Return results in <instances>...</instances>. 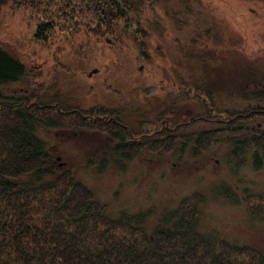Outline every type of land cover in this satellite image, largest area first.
Instances as JSON below:
<instances>
[{
  "label": "trees",
  "instance_id": "trees-1",
  "mask_svg": "<svg viewBox=\"0 0 264 264\" xmlns=\"http://www.w3.org/2000/svg\"><path fill=\"white\" fill-rule=\"evenodd\" d=\"M158 1L0 0V11L11 5L37 12L41 22L34 36L46 41L59 21L73 24L76 31L84 25L96 36L113 33L121 20L125 31L132 30L131 14L142 12L147 2L155 5ZM209 27L202 39L221 44L223 28L217 27L216 21ZM134 32L139 37L147 35L140 27ZM178 43L184 52L177 60L180 68L194 69L190 61L196 62L195 74L185 77L173 72L193 111L187 112L184 121L159 117L153 129L131 128L121 122L120 112L105 108L77 109V120L67 121L60 111L50 113L51 106L42 105L40 95H30L35 102L24 94L8 95L5 90L24 79L25 67L15 53L0 46V264H264L260 248L234 244L201 228V193L183 198L176 207L110 216L106 205L75 177L72 168L57 166L47 143L38 135L41 127L104 133L114 143L109 156L87 161L99 171L107 168L108 162L122 169L134 155L146 150L180 156L189 149L190 157H196L213 144L225 145L227 163L237 161L232 170L246 160L255 171L261 170L264 61L224 46L203 54L196 51L198 41L193 38ZM139 45L143 46L142 42ZM222 95L234 99V106L220 105ZM175 98L174 102L185 107L184 101ZM163 108L171 115L175 110L174 116L179 109L175 105ZM211 191L213 199L237 201L235 196L230 198L233 191L225 182ZM254 197L264 201V194L250 195L245 204ZM251 214L264 220V206H256Z\"/></svg>",
  "mask_w": 264,
  "mask_h": 264
},
{
  "label": "rangeland",
  "instance_id": "rangeland-1",
  "mask_svg": "<svg viewBox=\"0 0 264 264\" xmlns=\"http://www.w3.org/2000/svg\"><path fill=\"white\" fill-rule=\"evenodd\" d=\"M131 17L132 30L125 31L121 20L113 33L102 36L92 34L84 25L76 31L73 24L59 21L46 41H41L34 36L41 22L37 12L11 5L2 8L0 46L15 53L25 67L24 79L5 92L24 94L30 102H35L30 95H40L42 105L51 106L50 113L60 111L67 121L77 120V109L105 108L120 112L121 122L131 128L153 129L159 117L184 121L187 112L193 111L173 72L185 77L195 74L196 62L190 61L194 69L180 68L177 60L184 52H180L178 41L184 44L193 38L198 41L196 51L203 54L224 46L264 61V0H160L155 5L147 2L142 12ZM212 21L223 28L221 44L202 39ZM139 27L147 35L139 37L134 32ZM175 97L184 101L185 107L174 102ZM218 102L234 106V99L225 95ZM162 105L171 109L175 105L177 115L175 110L173 115L164 111ZM38 135L47 143L57 166L72 168L75 177L106 205L110 216L176 207L183 198L201 193L204 201L199 221L204 231L213 230L229 242L257 247L264 253V220L251 214L256 206H264V201L254 197L248 206L244 202L247 196L264 194V167L255 171L246 160L232 170L237 161H225V145L213 144L196 157H190L189 149L180 156L146 150L134 155L122 169L108 162L107 168L99 171L87 161L109 156L114 143L104 133L41 127ZM220 182L232 189L229 196H235L236 202L213 199L211 190Z\"/></svg>",
  "mask_w": 264,
  "mask_h": 264
},
{
  "label": "water",
  "instance_id": "water-1",
  "mask_svg": "<svg viewBox=\"0 0 264 264\" xmlns=\"http://www.w3.org/2000/svg\"><path fill=\"white\" fill-rule=\"evenodd\" d=\"M93 73H95V70L93 71ZM92 73H90L88 76H90ZM150 89L152 88H149V89H146L145 92L148 93L150 91Z\"/></svg>",
  "mask_w": 264,
  "mask_h": 264
}]
</instances>
